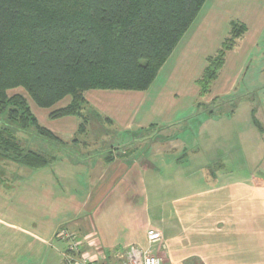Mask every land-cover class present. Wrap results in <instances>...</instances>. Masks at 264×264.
<instances>
[{
  "label": "crops",
  "instance_id": "obj_1",
  "mask_svg": "<svg viewBox=\"0 0 264 264\" xmlns=\"http://www.w3.org/2000/svg\"><path fill=\"white\" fill-rule=\"evenodd\" d=\"M232 18L249 30L263 29L264 0H205L148 89H89L84 92L85 100L108 117L111 125L116 123L121 133L149 130L157 124L154 118L164 117L173 96L180 94L177 87L186 79L195 82L199 78V55L202 63L208 52L201 39L225 35ZM207 42L213 45V41ZM165 78L171 85L160 84ZM45 116L49 113L36 118L42 122ZM60 118L74 123L56 129L42 125L62 139L75 134L77 117ZM251 121L264 135L255 125L252 111ZM64 130L70 135H60ZM199 132L211 134L204 128L199 131L198 126L196 137ZM166 144L173 146L172 140ZM192 145L180 141L179 149L188 148L189 154L174 165L169 164L171 160L165 164L177 171L172 177L166 175L167 180L157 173L159 167L152 168V162L140 163L133 153L118 155V146L112 147L117 154L110 156L106 150L99 156L79 155L80 159L57 156L44 167L21 169L23 174L14 176L17 180L3 178L0 264H63L66 243L58 233L64 225L77 231L80 252L99 264H123L115 252L129 244L145 248L148 229L161 234V247L155 244L152 250L162 257L163 264H264V172L223 180L225 184L197 186L179 195L154 192L145 198V183L171 181L180 187L207 179L206 173L199 177V144ZM210 145L212 149L215 146ZM165 150L161 147L158 154L169 156L171 151ZM189 164L185 173L177 170Z\"/></svg>",
  "mask_w": 264,
  "mask_h": 264
},
{
  "label": "trees",
  "instance_id": "obj_2",
  "mask_svg": "<svg viewBox=\"0 0 264 264\" xmlns=\"http://www.w3.org/2000/svg\"><path fill=\"white\" fill-rule=\"evenodd\" d=\"M204 2L0 0V158L23 169L41 168L59 155L33 142H63L38 122L24 95H8V90L22 87L41 108H50L69 95L70 101L49 117H77L79 134L89 123L85 108L111 123L89 105L84 92L148 89ZM246 29L245 24L230 21L228 35L206 58L196 80L199 95L209 92L227 52ZM252 113L255 125L264 132L253 109ZM25 133L35 141H22L18 135Z\"/></svg>",
  "mask_w": 264,
  "mask_h": 264
},
{
  "label": "rangeland",
  "instance_id": "obj_3",
  "mask_svg": "<svg viewBox=\"0 0 264 264\" xmlns=\"http://www.w3.org/2000/svg\"><path fill=\"white\" fill-rule=\"evenodd\" d=\"M232 20L235 19L232 18ZM228 32L222 36L201 39L203 45L207 46L208 52L203 54L202 63H200V55L202 54L199 55V77L202 68L206 64V58L208 55L215 53L216 48L218 49ZM209 40L211 44L213 41V45L209 46L207 44ZM209 47L211 48L209 49ZM166 80L165 78L160 84L167 85L168 83V85H171V82ZM178 87L177 91L181 89L185 94L181 91L180 94L176 93V96H173L175 100L171 102L164 117L160 119H158L161 117L160 115H158L159 117H153L157 124L149 130L144 129L133 134L121 133L116 123L111 125V123L109 124V122L97 118L91 113L90 108H85L84 114L89 117L85 132L79 134L76 131L70 137L64 136L66 139H62L63 142L61 143L56 141L57 143L48 144L43 139L36 142L35 138L29 133L19 134L18 137L22 141H24V138L26 141L34 140L33 143H38V147L48 150L49 154L56 153L59 157L65 159L82 158L79 155L99 156L100 152L104 150L110 156L112 153L117 154L116 149H112V147L118 146L120 147L118 155L133 153L134 159L138 157V159H141L140 163H143V161L152 162L155 165L152 168L159 167L157 173L161 172L160 174L166 180V175L171 176L177 171L174 167L172 169L166 167L165 164L167 165V162L169 163L171 160L169 164L173 163L174 165V162L185 159L189 154L188 148L186 150L179 149L178 144L180 141L193 145L199 144V177L206 173L207 179L202 182L199 181V184H181L180 187H177V183H173L176 184V187L173 186L171 181L145 183L142 190L145 198L152 196L154 192H164L166 196L170 194L172 196L179 195L185 193L188 189H196L197 186L203 188L207 184H215L221 181V184H225L224 182L227 181L223 180L230 181L234 178H244L250 174L260 175L263 173L264 135H261L253 125L251 111L253 109L254 115L261 121L264 128V28L260 30L246 29L233 49L227 52L224 64L219 70L217 78L212 82L208 93L199 95V89L198 91L196 89L198 87L196 81L190 79H186ZM7 93L8 95L15 93L24 95L31 106L33 114L38 119L41 118L42 114L45 115V113H50L55 108L64 106L71 99L67 95L54 107L47 109L38 107L22 87L10 89ZM2 119L0 117V121ZM44 119L46 121L41 120L43 123L49 124L55 129L62 128L65 125L70 126L74 123V120L68 118L50 119L45 116ZM78 121L79 119L76 118L75 122ZM42 122L39 123L42 125ZM198 126L199 131L204 128L209 132L211 131V134L206 136L204 134L200 135L201 132H199L196 137L195 132ZM63 132L64 134L60 135H70L65 130ZM203 136H206V138L204 139ZM168 140H172L173 146H167ZM210 144L215 145L213 149ZM33 145L37 148L36 144ZM174 145L176 146L174 147ZM161 147L166 149L165 151H171L169 156L158 154ZM59 148L61 149L59 150ZM202 165L203 167H201ZM190 168L191 165L189 164L179 167L177 170L185 173ZM21 169L23 168H20L17 164L0 158V182L4 179L8 181H11V179L17 180L14 176L23 174ZM150 171L152 172V169ZM124 248L117 250L118 252L116 251L115 254L118 253L117 256H121V250H124ZM141 248H144V246ZM121 257L123 264H125V257Z\"/></svg>",
  "mask_w": 264,
  "mask_h": 264
},
{
  "label": "built area",
  "instance_id": "obj_4",
  "mask_svg": "<svg viewBox=\"0 0 264 264\" xmlns=\"http://www.w3.org/2000/svg\"><path fill=\"white\" fill-rule=\"evenodd\" d=\"M58 236L66 243V249L63 251V264H99L96 258L80 252V239L77 231L64 225L59 230ZM146 241L147 246L145 248L135 244H129L124 248L121 256L125 257V264H163L162 257L152 250V246L155 244H159L158 247H161L160 232L155 229H148Z\"/></svg>",
  "mask_w": 264,
  "mask_h": 264
}]
</instances>
